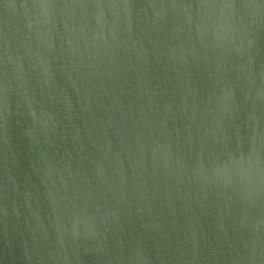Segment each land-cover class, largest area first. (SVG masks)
Masks as SVG:
<instances>
[{
    "label": "water",
    "instance_id": "95a60500",
    "mask_svg": "<svg viewBox=\"0 0 264 264\" xmlns=\"http://www.w3.org/2000/svg\"><path fill=\"white\" fill-rule=\"evenodd\" d=\"M0 264H264V0H0Z\"/></svg>",
    "mask_w": 264,
    "mask_h": 264
}]
</instances>
